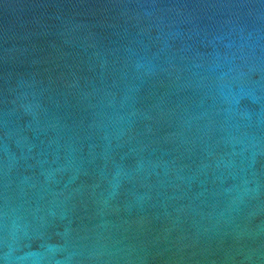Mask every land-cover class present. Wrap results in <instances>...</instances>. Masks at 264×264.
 I'll use <instances>...</instances> for the list:
<instances>
[{
	"label": "water",
	"instance_id": "water-1",
	"mask_svg": "<svg viewBox=\"0 0 264 264\" xmlns=\"http://www.w3.org/2000/svg\"><path fill=\"white\" fill-rule=\"evenodd\" d=\"M0 264H264V0H0Z\"/></svg>",
	"mask_w": 264,
	"mask_h": 264
}]
</instances>
